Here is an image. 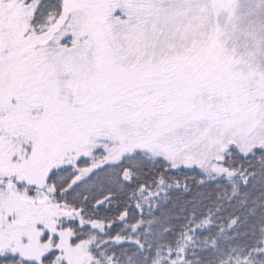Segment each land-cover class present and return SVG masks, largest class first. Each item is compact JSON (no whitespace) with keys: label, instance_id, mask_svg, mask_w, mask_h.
Listing matches in <instances>:
<instances>
[{"label":"snow or ice","instance_id":"1","mask_svg":"<svg viewBox=\"0 0 264 264\" xmlns=\"http://www.w3.org/2000/svg\"><path fill=\"white\" fill-rule=\"evenodd\" d=\"M0 264H264V0H0Z\"/></svg>","mask_w":264,"mask_h":264}]
</instances>
